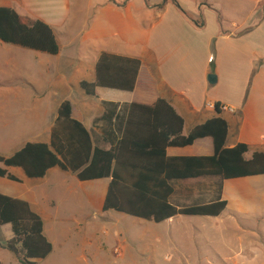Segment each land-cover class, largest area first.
<instances>
[{
    "label": "crops",
    "instance_id": "obj_1",
    "mask_svg": "<svg viewBox=\"0 0 264 264\" xmlns=\"http://www.w3.org/2000/svg\"><path fill=\"white\" fill-rule=\"evenodd\" d=\"M0 8L14 10L28 24L48 25L59 45V53L49 55L0 42L1 158H11L27 144L50 145L66 101L72 118L100 149L110 150L120 140L130 105L163 100L183 119L184 136L220 117L228 125L226 148L246 145L247 161L264 154V0H0ZM102 54L141 62L132 92L97 88L89 96L81 89V82H95ZM208 104H220V115ZM213 154L210 138L166 149L170 158ZM0 168L17 180L0 178V194L27 202L41 216L50 240L62 204L58 200L74 214L102 212L110 184V179L80 181L77 173L59 167L40 179L28 178L20 168ZM168 184L169 202L176 208L226 201V210L218 217L177 216L152 232L145 229L134 251L140 261L154 264L165 254L178 263L264 264V175ZM238 216L251 220L238 221ZM133 219L143 226L144 220ZM188 219H196L189 223L193 238H206L205 254L198 249L203 242H185L179 233V224ZM0 233L3 242L12 238L10 225ZM148 235L153 238L144 239ZM81 243L74 239L65 249L76 264L87 262L89 252L80 249ZM92 259L98 264L97 256ZM12 260L18 264L16 257Z\"/></svg>",
    "mask_w": 264,
    "mask_h": 264
},
{
    "label": "trees",
    "instance_id": "obj_2",
    "mask_svg": "<svg viewBox=\"0 0 264 264\" xmlns=\"http://www.w3.org/2000/svg\"><path fill=\"white\" fill-rule=\"evenodd\" d=\"M0 42L49 55L59 53L48 25L40 21L28 24L8 8H0ZM140 67L137 59L102 54L96 65L95 82H81L80 87L89 96H95L97 88L132 92ZM221 109L220 104L214 105L218 115ZM183 128V119L163 100L153 106L132 104L120 140L110 150H104L94 146L89 132L72 118V106L66 101L59 107L50 145L27 144L9 159L0 157V164L20 168L31 179L45 177L54 167L77 173L80 181L110 179L103 213L112 211L155 224L177 216L218 217L226 210V201L176 208L169 202L173 190L168 182L264 175V154L255 153L247 161L246 145L226 148L228 125L220 117L194 127L187 136L183 135ZM203 138L212 140V156L166 155L169 147L191 146ZM0 178L17 181L2 168ZM5 225H10L12 238L0 243V248L12 253L18 264H35L34 261L51 255L53 246L44 235L41 216L27 202L0 194V228Z\"/></svg>",
    "mask_w": 264,
    "mask_h": 264
},
{
    "label": "rangeland",
    "instance_id": "obj_3",
    "mask_svg": "<svg viewBox=\"0 0 264 264\" xmlns=\"http://www.w3.org/2000/svg\"><path fill=\"white\" fill-rule=\"evenodd\" d=\"M67 202L69 203L70 199H67ZM58 203H62L58 205L60 211L59 216L51 223L54 228L52 232L53 240L47 237L53 246V252L46 260L42 261V263L38 262L36 264H76L74 260L75 257L71 258L69 253L65 251V249L70 248V242L74 239L82 242L81 250L89 252L85 253L87 262H83L82 264H97L93 262L92 254L97 256L98 264H153L146 260L140 261L136 257L134 251L138 249V241L140 236L144 234L143 232L145 229H148V231L150 229H155L157 228L156 224L141 221L143 226H140L134 224L133 222H135V219L129 216L112 211L103 213L96 209H87L88 211L83 214H74L67 210V208L64 210V206L67 204L66 202L58 200ZM245 218L241 216L237 217L238 221H242ZM246 219L251 220V217ZM188 220L190 221L179 224L180 228L178 230H181L179 233L183 234L182 238L185 242L187 240L193 241L194 239L203 242L200 243L198 249L205 254L206 247L204 242L206 238L199 237L198 234L193 238V232L190 230L191 225L189 223L195 222L193 220L196 219ZM256 222L259 221L257 220ZM77 225L78 227H76ZM79 225L81 226L80 230L74 231L79 228ZM62 227L63 230H61ZM68 227L71 229H68V231L64 230ZM149 232L152 231L150 230ZM77 234L78 236H76ZM151 238H153L151 235L144 237V239ZM262 239L264 240V236H262ZM65 240L70 241L64 246ZM3 241L0 233V243L3 244ZM207 251H209L208 248ZM13 256L12 253L0 248V264H15L12 260ZM165 256V254L156 256L154 264H188V262L178 263L175 257L166 258Z\"/></svg>",
    "mask_w": 264,
    "mask_h": 264
},
{
    "label": "water",
    "instance_id": "obj_4",
    "mask_svg": "<svg viewBox=\"0 0 264 264\" xmlns=\"http://www.w3.org/2000/svg\"><path fill=\"white\" fill-rule=\"evenodd\" d=\"M209 82L210 83L215 82V76H213V75L209 76Z\"/></svg>",
    "mask_w": 264,
    "mask_h": 264
},
{
    "label": "built area",
    "instance_id": "obj_5",
    "mask_svg": "<svg viewBox=\"0 0 264 264\" xmlns=\"http://www.w3.org/2000/svg\"><path fill=\"white\" fill-rule=\"evenodd\" d=\"M208 106L212 109H214V105L213 104H208Z\"/></svg>",
    "mask_w": 264,
    "mask_h": 264
}]
</instances>
